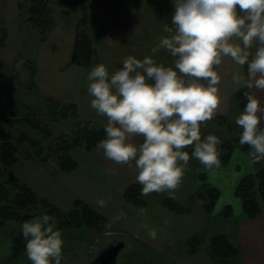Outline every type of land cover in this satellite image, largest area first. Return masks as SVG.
Masks as SVG:
<instances>
[{
	"label": "clouds",
	"instance_id": "obj_1",
	"mask_svg": "<svg viewBox=\"0 0 264 264\" xmlns=\"http://www.w3.org/2000/svg\"><path fill=\"white\" fill-rule=\"evenodd\" d=\"M174 8L171 26L163 28L168 35L151 49L152 56H128L111 74L98 64L87 75L90 106L107 118L106 138L97 148L116 164L132 167L134 162L142 196L175 192L192 158L209 170L221 166V140L213 134L202 139L201 125L214 119L221 103L216 68L223 57L247 65V78L237 71L234 84L264 90V0H174ZM161 49L173 58L171 66L153 59ZM244 96L247 103L235 119L242 129L239 143L259 163L264 160V108L254 94ZM135 137L142 142L134 143ZM186 148L193 149L191 155ZM97 206L105 207L106 201L98 200ZM56 224L49 214L23 223L31 264H61L64 242ZM149 236L155 239L156 232Z\"/></svg>",
	"mask_w": 264,
	"mask_h": 264
},
{
	"label": "rangeland",
	"instance_id": "obj_2",
	"mask_svg": "<svg viewBox=\"0 0 264 264\" xmlns=\"http://www.w3.org/2000/svg\"><path fill=\"white\" fill-rule=\"evenodd\" d=\"M89 3L86 8H82L75 2H69L68 7L71 14L61 16L62 18L56 25L69 24L73 27L75 34L79 29L85 30L92 41L94 38L96 39L97 49L94 55L91 56V58L93 56L95 58L94 65L104 64L103 61L106 58L107 61L111 55L114 56L113 53L111 54L110 49H112V44L115 43H117L118 53L122 50V54L117 58L121 64L128 56H135L138 59L152 56L151 49L159 44L162 36L168 35L163 31V28L165 24L171 26V19L175 11L174 0H90ZM82 17H86L87 22L80 25V18ZM38 38L37 32L27 22L21 23L17 1L0 0V133L11 132L12 140L19 146L23 157L33 154L36 150L29 144L27 137L40 140L42 153H52L48 158L51 165L53 162L56 161L55 163H57L58 161L56 156L58 143L66 137V133L77 122V118L71 116L66 120L52 121L49 117L47 100L37 90L25 87L31 79L30 70L26 63L28 61L34 62L35 54L38 51ZM119 42L121 43L120 46ZM113 50H115V47ZM254 51L255 48L252 49L253 53ZM153 59L158 64L162 63L165 66H171L173 60L164 49L153 56ZM105 64H108V62ZM243 90L249 92L248 89ZM252 92L260 100L261 108H264V90L253 88ZM12 101L25 102L37 107L39 116L36 120L49 129L50 135L22 121L14 120L16 118H13L10 122L11 118L8 114L7 103ZM239 103L237 98H232L227 104L220 106L224 112L222 115L216 114L214 119L209 121L206 126L201 125L202 139L209 134L220 138L219 152L224 141H233L234 138H240L242 129L235 124V119L244 108H241ZM261 116V128H264V113ZM223 117H225V121H222ZM240 146V143L237 142L234 160L231 164L230 162L227 164L230 169H233L234 174L229 171L228 174L223 175L219 169L209 170L195 158L190 159L200 185L206 182L209 183L207 173L213 171L211 173L220 182L223 197L228 199L234 195L232 180L235 178V173L240 176L244 171L255 170L258 166L264 167V160L259 165L253 163L248 156L250 150L244 152L240 150ZM189 154L191 155V153ZM11 172L12 168H7L6 175H10ZM170 194L171 192H165V196ZM150 196L154 197V195L146 196L148 201L151 198ZM182 205L189 206L192 203L188 201ZM225 210V207L220 211L214 208L211 213L213 215L219 214L217 216L221 218H232L234 214L229 217L224 216ZM46 211L47 209L42 205L31 210L37 216L47 214ZM100 216H102V219H100L97 227H89L86 224L81 227L66 226L61 223L60 217H55L56 227L61 232L64 242L61 264H89L96 257L99 250L115 238L123 240L126 247L137 248L145 264L238 263L237 257L234 260H228V263L222 262L213 256L210 251V241L213 235L211 230H215L214 233H226V231L216 230L224 228L223 221L222 223L219 222L222 220L219 217L212 221V227L207 230L208 232H204L198 243H195V250L197 251L191 252L189 251L191 248L189 239L180 240L166 249L158 248L148 242L130 238V233H125L119 226L111 224L102 214ZM20 236H23L22 225L18 221L10 220L4 227H0V264H31V261L27 258L26 250H23L17 257L11 255L13 239Z\"/></svg>",
	"mask_w": 264,
	"mask_h": 264
},
{
	"label": "crops",
	"instance_id": "obj_3",
	"mask_svg": "<svg viewBox=\"0 0 264 264\" xmlns=\"http://www.w3.org/2000/svg\"><path fill=\"white\" fill-rule=\"evenodd\" d=\"M57 25L48 38L38 45L34 59L36 72L33 89L40 92L46 100L52 97L61 103H75L81 118L106 125L107 118L98 115L91 108L92 97L88 94L87 75L96 66L94 65L95 58L93 56L92 62L87 66L75 63L72 59L76 35L73 27L66 23ZM95 40L94 38L92 41L93 55L98 45ZM120 44L119 42V46ZM111 47L110 51L114 56L111 55L107 61V58L103 61L110 74L122 65L117 60L122 50L118 53L117 43L112 44ZM114 47L115 50H113ZM107 62L108 64H105ZM216 71L221 76L219 84L221 103L216 114L222 115L224 112L220 106L227 104L229 100L236 98L239 91L246 89L242 85L237 86L233 83V73L239 71L247 78V67L246 65L240 67L230 57H223ZM248 90L253 94L252 89ZM142 139V137H135L133 142L139 144ZM70 154L78 163L76 169L70 172L60 170L58 161L55 163L54 160L55 162L50 165L49 159L42 162L36 157L20 159L9 168H12L11 174L27 183L38 195L48 198L60 210L67 211L73 207L77 199L82 200L102 214L111 224L119 226L125 233H130V238L148 242L158 248L166 249L194 235L201 237L212 227L214 219L221 218L217 216L219 214L213 215L206 211L202 199H197L189 212H176L161 202L160 199L166 197L165 192L151 193L150 195L154 197L150 196L148 205L145 207L135 205L124 197L125 189L130 184L137 183L138 172L134 162L132 167L116 164L107 159L103 150L97 147L91 151L74 147ZM233 160L234 153L229 161L230 164ZM109 169H113V172H109ZM219 170L223 175L228 174L229 171L234 174L233 169H230L227 164ZM252 171L254 169L247 172ZM211 172L207 173V181L220 189V182ZM247 172L244 171L240 176L235 173V178L232 180L233 188ZM199 186L200 181L189 161L181 185L168 197H172L180 204H186L191 201L192 195ZM222 193L223 191L214 208L220 211L226 203H230L234 208V215L232 218H221L219 222L223 221L224 228L216 230L226 231L224 233L238 247L237 264H264V212L254 218H246L242 211L241 201L235 195L225 199ZM100 199L106 201L105 207L97 206V201ZM117 216L120 218L116 219ZM153 230L156 232L155 239L149 236V232ZM214 231L212 229L211 233L214 234Z\"/></svg>",
	"mask_w": 264,
	"mask_h": 264
},
{
	"label": "trees",
	"instance_id": "obj_4",
	"mask_svg": "<svg viewBox=\"0 0 264 264\" xmlns=\"http://www.w3.org/2000/svg\"><path fill=\"white\" fill-rule=\"evenodd\" d=\"M89 1L17 0V9L20 13L21 23L24 24V22H27V24L37 32L39 37L38 42L40 43L48 38L50 32L62 18L61 16H69L71 14V10L68 7L69 2H75L82 8H86ZM86 22V17L80 18V25ZM91 56L92 39L85 30L79 29L76 33L72 59L77 64L87 66L91 63ZM26 64L30 70L31 79L25 87L32 89L35 87V64L30 61ZM245 92L246 90H241L236 94L241 108H244L247 103L244 96ZM47 102L49 117L52 121H57L59 119L66 120L71 116L77 118V122L72 126L71 130L66 133V137L58 143L56 151L59 169L64 172H70L78 166L76 160L72 158L70 151L74 147H81L86 151H91L96 148L98 142L106 138L105 125L91 119L81 118L75 103H61L52 97H48ZM7 105L8 114L11 118L10 122L13 118H16L14 120L22 121L50 135L49 129L36 120L39 116L37 107L31 106L25 102L16 101L8 102ZM18 116H20V118L17 119ZM222 121H225V117L222 118ZM0 140V227H4L10 220L18 221L21 225H23L25 221L32 220L37 217V215L36 213H32L31 210L39 205L47 209V214L53 217H60L61 223L66 226L81 227L83 224L89 227L98 226L102 216L84 201L77 199L71 209L61 211L48 198L40 197L33 188L27 183L22 182L15 175L11 173L10 175H6L7 168L16 164L20 159L36 157L43 162L52 155L51 152L42 153V144L40 140L27 137L29 144L36 150L33 154H28L24 157L21 155L19 146L12 140L10 131L1 132ZM237 142H239V138H234L233 141H224L220 151L219 158L221 166L219 168L228 164L236 149ZM240 149L244 152L250 150L247 145H241ZM185 151L191 153L193 149L189 148L185 149ZM259 163L255 164L259 165ZM141 190L142 185L139 183H132L125 189L124 197L127 201L135 205L145 207L148 205V200L146 196L141 195ZM220 194L221 191L218 187L206 182L201 184L192 195V205L184 206L168 196L163 197L161 202L170 209L183 213L189 212L197 199H202L204 200V208L211 213L214 210ZM234 195L241 201L244 217L254 218L262 214L264 212V167L258 166L254 171L245 173L235 185ZM224 207L226 208L224 212L225 217L234 214L232 204H226ZM200 239L201 237L199 235H194L189 239L191 245L189 251L194 252L196 249L195 243H198ZM210 242V251L212 255L222 262L225 261V263H228V260H234L239 255L238 247L235 246L227 234L223 232L214 233ZM23 250H26V240L24 237H14L11 255L17 257Z\"/></svg>",
	"mask_w": 264,
	"mask_h": 264
},
{
	"label": "flooded vegetation",
	"instance_id": "obj_5",
	"mask_svg": "<svg viewBox=\"0 0 264 264\" xmlns=\"http://www.w3.org/2000/svg\"><path fill=\"white\" fill-rule=\"evenodd\" d=\"M119 241L124 242L121 239L115 238L112 241H110L107 245H105L103 248H101L97 253V255L106 247H108L111 243H118ZM93 260L89 264H92ZM116 261L118 264H145L142 255L139 254L138 249H136L135 247H126L125 242H124V246L117 253Z\"/></svg>",
	"mask_w": 264,
	"mask_h": 264
},
{
	"label": "water",
	"instance_id": "obj_6",
	"mask_svg": "<svg viewBox=\"0 0 264 264\" xmlns=\"http://www.w3.org/2000/svg\"><path fill=\"white\" fill-rule=\"evenodd\" d=\"M124 246V242L111 243L102 250L93 260L92 264H118L116 261L117 253Z\"/></svg>",
	"mask_w": 264,
	"mask_h": 264
}]
</instances>
